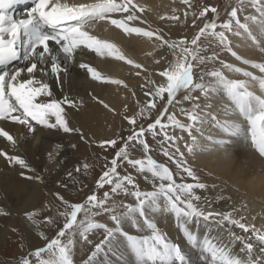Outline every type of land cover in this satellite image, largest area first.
<instances>
[{
  "label": "snow or ice",
  "instance_id": "6c2138e0",
  "mask_svg": "<svg viewBox=\"0 0 264 264\" xmlns=\"http://www.w3.org/2000/svg\"><path fill=\"white\" fill-rule=\"evenodd\" d=\"M184 2L187 3L188 0ZM26 3L28 0H0V120H10L26 127L28 135L24 138L35 140L37 148L42 144V129H56L66 134L78 133L81 140H86L82 130L72 126V116L66 110L77 109L76 100L68 96L63 99L53 98L49 84L36 78L37 71L42 76H47L50 70V74L59 82L60 73L67 71L66 63L74 62L77 52L82 54L85 49L146 71L141 64L122 54L116 45L91 34L90 29L97 22L107 21L129 37L133 34L150 40L155 37V41L159 42L156 46H166L175 58L168 62L167 67L159 70V83L151 78V73L145 77V84L141 85L145 101L135 116H125L131 126L129 134L100 142L101 148L115 150L110 161L105 157V170L95 181L97 188L103 189L108 185L111 186L110 191H104L102 198L93 192L83 203H69L59 192L54 193L65 209L59 212V216L64 219L63 226L54 238L47 240L44 247L29 255L39 259L46 252L47 259L39 260V264H74V237L79 235L84 243L92 244L89 233L102 230L103 239L95 244L94 250L83 264H96V257L105 249L117 253L121 238L134 254L136 264H192L184 248L167 238L156 223L147 218L146 209L157 206L162 199L164 204L160 211L175 214L187 244L200 252L202 264H264V229L250 225L242 215L237 216L239 210L235 208L231 211H204L201 205L211 208V204L207 197L197 195L196 190H206L208 185L200 181L186 162L185 153L178 144L185 137L175 134L176 129L187 134L185 148L189 154H194L201 147L198 135L203 137L207 123L214 124L218 129L217 135L222 132L227 137H210L209 142L214 147L218 145L223 148L233 137L247 139L250 136L255 150L260 157H264V95L250 90L247 80L227 78L224 70L241 73L244 77L251 78V81L258 82L261 93H264V77L254 76L252 72L226 63L222 55L230 53L237 61L251 63L253 68L264 73V63L257 64L243 59L233 50V42L228 35L242 38L246 34L255 43L256 37L249 21L258 23L261 33H264V0H250L259 18L256 15L245 16L244 22L238 17V12L244 10L243 0H240L238 6L232 7L228 19L219 24L217 8L204 7L199 17H205L210 11L215 14L213 18L205 20L203 27L199 28L190 41L181 40L178 43L165 39L158 30L130 26L129 22H145L137 15L138 12L145 11L144 5L134 3L133 0H31L32 6L26 12V18L17 19L10 14L13 8ZM114 14H122V18H113ZM170 19L178 18L173 16ZM195 23L194 19L193 24ZM218 27L220 31H216ZM202 36H212L218 41L210 55H207V51L213 42L210 41L209 45L198 43ZM261 51L264 52V48ZM165 59V56H161L155 63L160 64ZM217 61L221 65L220 69L206 70L208 63L214 64ZM79 67L86 69L92 80L122 85L126 89L129 87L123 80L103 76L88 63H80ZM136 74L140 75V72ZM180 93L182 96L178 97ZM218 93L226 98L224 103L227 106L215 111L213 100ZM133 95L135 96V92ZM185 102L190 107H183ZM104 107L109 108V105L104 104ZM177 110L181 116L186 117V122L177 118ZM220 112L223 113V120L220 119ZM153 116L155 118L150 119ZM241 119L246 121V126L241 123ZM148 136L160 147L163 155L176 165L177 175L183 177L186 174L193 183H185L183 179L177 183L169 167L157 163L149 155L154 145L150 146ZM0 137H4L12 145L17 143L3 128H0ZM60 147L57 145L55 152H47L49 164L60 167L64 163L57 159ZM71 147L76 148V145ZM135 151H142L145 159L135 158L132 154ZM0 156L9 164L19 165L27 173L36 172L20 156L8 155L5 151H0ZM88 167L87 164L83 165L85 170ZM123 168L150 173L152 180L149 182L153 183L154 190L142 191L132 175L121 174L119 169ZM80 171L81 167L77 166L74 172L68 171L66 176L76 183L75 174ZM26 172L21 171L20 175L27 180H42L41 175H27ZM156 180L160 181L158 185L155 184ZM60 186L67 187L63 182H60ZM121 192L133 197L135 204L114 200L113 195ZM52 204L50 201L45 207ZM121 208L123 211L119 210ZM36 215L35 211L27 212V220L35 224ZM104 215H107L114 226L95 220V217ZM78 216L82 218L78 219ZM140 218H143V225ZM44 219L55 226L56 221L51 216ZM125 221H131L137 229L146 225L151 234L143 237L129 234L123 228ZM193 224L195 231L190 227ZM236 229L241 232H236ZM237 244L240 246L239 252L234 251ZM21 264H30V261L25 257Z\"/></svg>",
  "mask_w": 264,
  "mask_h": 264
},
{
  "label": "bare ground",
  "instance_id": "6f19581e",
  "mask_svg": "<svg viewBox=\"0 0 264 264\" xmlns=\"http://www.w3.org/2000/svg\"><path fill=\"white\" fill-rule=\"evenodd\" d=\"M190 1L191 0H188L189 4ZM133 2L144 5L145 7L144 12L137 13L141 14L147 23L142 24L137 22L141 24L140 27H143L145 30H152L151 26H157L159 20H168L173 22L174 20L170 19V17H172V15H177V12H179L176 11L178 9H175L174 7H179L180 4L185 3L184 0H133ZM199 2L201 1L199 0ZM193 4L196 3L194 2ZM31 6V2L18 5L10 11V14L14 15L17 19L26 18V12ZM180 11L182 15H179V20L183 19V16L186 13L191 15L190 11H184L183 9ZM169 12L174 13L169 14ZM254 15L259 18V14L257 12L254 13ZM113 18H122V14H114ZM137 23L129 22L130 26H137ZM111 26L112 25L107 21H100L90 29V33L95 35L98 39L113 43L120 49L122 54H124L128 59L133 60L135 63H139L148 69L151 68L152 70L157 71L154 64V57L157 55L156 49L158 47L156 45L159 42L155 44L153 43V38L150 40L147 37H137L135 34L129 37L124 34L122 30L114 27L112 28ZM249 26L253 31V35L256 37V42L254 43L251 39L247 38L246 34L242 38L232 36L233 50L236 51L238 55H241L243 59H247L252 63H264V52L261 51V48H264V33H261L260 25L258 23L253 24L249 21ZM177 31L178 32L174 31L175 34L182 32H180L179 29H177ZM171 36L172 38L175 37H173V35ZM179 38L180 37L177 36V38L173 40L176 42L177 40L181 41ZM237 45H239V47H237ZM174 59L175 58L171 54L170 61H173ZM233 62L238 63L236 60ZM80 63H88L90 66L96 68L103 76L109 77L110 79H120L125 81L128 78L139 80L142 78L144 79V77L137 75L136 70L138 71L139 69H136L131 64H127L124 61H117L113 57H109L107 55H97L87 49H85L82 54L78 51L75 55L74 62L66 63L65 66L67 71L60 73L59 82L55 76L50 74V70L47 76H42V73L39 71L35 73L38 80L43 79L49 84L53 93V98L63 99L64 96H68L69 98L76 100L78 108H69L66 110L72 116V126L79 127L81 130L83 129L82 134L86 137V140H83V143H81L82 141L76 140L77 138L74 135H71L70 141L74 143V145H79L80 143L82 144L81 146L77 145V148L81 147L78 151L80 153V159L84 161L83 152L86 154V151H84L85 146L86 144H92V136L89 135L88 131L92 132L93 129H103V126L108 122L115 125L116 120H118V118L121 119L122 114H124L126 107L123 105L125 102H134L133 99L138 102L139 100H144L145 97L139 93L142 92V90L141 85L137 83L138 81H133L132 83L127 84L129 88L131 87L129 91L128 88L126 89L122 85L118 86L101 81H95L91 79L86 69L79 67ZM216 63V66L221 68L219 62ZM232 64L234 67H238L236 64ZM246 67L247 66L244 64H241L239 68L244 69ZM244 70L246 71V69ZM257 70L258 68L252 70L253 75L257 77H264V74ZM224 74L229 79L241 78L242 80L249 81L250 90L254 91L258 95H264V93H261L259 90L258 82L251 81V78L244 77L241 73L229 72L228 70H224ZM130 91H132L131 93L135 92V96L132 95L131 98L127 96ZM93 97H96V99ZM225 99L226 98L222 94H216L213 100V103L216 105V108L214 109L215 111H219L222 107L227 106L224 103ZM100 101H103V103H100ZM104 104H108L109 108H105ZM133 104L134 103H132V105ZM109 109H111V111ZM220 118L221 120L224 119L222 112H220ZM241 123L246 126V121L241 119ZM0 128L8 131L9 134L17 141L16 145H12L4 137H0V151H5L8 155L20 156L25 159L31 167L32 163H35L33 164L34 169L36 170L35 174L42 176V180H40L37 185H30V182L20 175L21 171L26 172V170L21 169L19 165L9 164L4 157L0 156V212L4 210L1 214H10V217L8 216L4 218L8 220L6 223L8 227L4 235H1L0 251L5 249L7 250L9 246H11L13 250L16 244L21 243L38 245L40 242L38 231L35 230V226H33L34 224L27 220L26 213L35 211L37 213L36 216H38V214H41L45 208L53 206L55 201V196L53 194L60 191L59 189H56L57 187H61L60 182L67 185V187H65L68 188L67 190L70 189L75 191L77 189V182L73 183V181L69 180L66 176L68 171H72V169L69 168L71 165L70 162H72L75 158L71 153L72 151L68 152L67 150L63 151V149H61L57 159L63 160L64 163L62 166L58 168L55 164H49L47 152L53 151V146L57 143L56 141L59 136L57 137V135H54V133L59 132L57 130L52 132L53 130L45 131V129H42V144L39 148H37L35 140L29 139V141L26 142L28 140L24 138L28 135L26 127L10 120H0ZM217 132L218 129L216 125L207 123L204 126L203 137L198 135L201 147L197 149L194 154H189L187 152L183 145V140L178 141V144L184 147L187 154L186 159L193 166L194 171L200 178L201 182L205 183V181L208 180L207 177H209L216 180V182H218L221 186H225L223 188L213 187L215 185V181H206L205 184L208 185L209 188L206 190L197 189L196 194L202 198L207 197L209 203L211 204V208L206 205L201 206L204 208L205 212L213 210L231 211L234 208L238 209L239 211L237 216L242 215L246 218L250 225L255 226L257 229H264V157L259 156L258 152L251 143L250 136L247 139L243 137H233L230 138V143L225 145L223 148H220L218 145L214 147L209 142L210 137L217 139L227 138L222 132L219 133V135H217ZM71 142L69 143L72 144ZM54 149L55 150L53 152L56 151V148ZM171 170L174 174V179H182L181 177H178L177 172H174L172 168ZM137 173V180L140 182V189L142 191L154 190L153 183L149 182L152 180L151 174L147 171ZM26 174L29 175L30 173L26 172ZM78 174H75V180H77L76 178H78ZM45 176H47V178L43 179ZM13 178H17V180H19L14 183L15 187L12 186L14 188H12L13 190H17V194L15 196L17 199L16 201L13 198L14 196L11 197L9 194H2V192L8 193L12 191H9L10 186L5 187V182L6 179H9L8 181H10V179L13 180ZM159 182V180H156L155 184L158 185ZM193 182L194 181H192L191 178L186 179V183ZM45 185H49L50 188L52 187L51 191L44 189ZM225 189H227V191H225ZM7 196L11 197V199L13 198V200H11V202L7 201ZM218 197L221 199L218 200ZM50 201L53 202V204L49 207H45ZM109 203H111V201H109ZM125 203L134 205L135 199L128 196L126 197ZM163 204L164 202L161 199L157 206L146 209L147 218L155 222L158 229L164 233L167 238H169L172 242L179 243L184 248L191 259L192 264H202L200 260V252L187 244L186 239L183 237L182 232L179 229L175 214L160 211V209L163 208ZM119 210L123 211L122 208ZM254 213H257L256 216H254ZM101 217L97 216L95 217V220L99 218L101 223L107 222L109 226H114L112 222L108 220V217L104 219H101ZM34 219L35 221L37 219L41 220L40 217H34ZM140 222L143 225V218H140ZM190 227L193 231L196 230L194 224L190 225ZM213 227L215 228V225H213ZM123 228L129 234L138 237L151 234V231L147 229L146 225H144L141 229H137L133 226L131 221H125L123 223ZM100 231L102 232V230ZM236 232L240 233L241 230L236 229ZM97 233H99V231ZM94 235L89 236V238L93 241L92 244L84 243L79 235L74 237L72 255L75 264H83V261L89 254H91L90 252L94 250V246L97 243ZM202 236L203 222L201 224L200 232V237L202 238ZM8 237L9 242L7 241ZM239 248V244L235 245L234 251L239 252ZM3 264L5 263L3 262ZM96 264H136V261L134 254L126 246L123 238H121L118 252L114 254L113 252H109L105 249V251L101 252L96 257Z\"/></svg>",
  "mask_w": 264,
  "mask_h": 264
},
{
  "label": "rangeland",
  "instance_id": "374dc122",
  "mask_svg": "<svg viewBox=\"0 0 264 264\" xmlns=\"http://www.w3.org/2000/svg\"><path fill=\"white\" fill-rule=\"evenodd\" d=\"M200 1L201 2H199V0H197V1L196 0L192 1L191 0L190 4H189V2H187V3L180 4L179 7L175 6L174 8L178 9L176 11H179V12H177V15H172V17L175 16L178 19L176 21L174 20L173 22H170L168 20L167 21L159 20L157 26H154V27L151 26L152 30H158L160 33L162 32V35L164 36V38L169 40V41H174L173 39L177 38V36L180 37L179 40H188V41H190L196 35V33L199 31V28L203 27L204 21L205 20H209L210 21L213 18V16L215 15V14H213V13H211L209 11L208 13L205 14V17L200 18L199 17V13L204 7H209V8L215 7V8H217V13H218L217 23L219 24V23H222L224 20L228 19V13L231 11L232 7H236L240 3V0H200ZM194 2L196 4H193ZM189 5H191V7ZM243 8H244L243 12H238V17L240 18L241 22H244V17L245 16L254 15V13H256V10L251 6L250 0H243ZM181 9H183L184 11L185 10L186 11H190L191 15L187 14L188 15L187 16V15L184 14L183 19L179 20V15H182L181 11H180ZM172 13H174V12H171V13L169 12V14H172ZM193 14H195V15H193ZM137 15L142 17V19H143V16L141 14H137ZM194 19L196 20L195 24H193V20ZM137 22H140V20L133 21L131 23H137ZM142 24H147V23L145 21ZM136 25H137V27L141 26V24H139V23H137ZM111 27L115 28V26H113V25ZM177 29H179L180 32L181 31L182 32L178 33V34H175V32H178ZM220 30L221 29L219 27L216 29V31H220ZM165 32H167L169 34V36ZM171 35H173V37L174 36L175 37L172 38ZM228 35H229V38L231 37L230 39L232 40L231 34H228ZM152 40H153V43H155V44L158 42V41H155V37H153ZM210 41L213 42V43H212V45H210L208 47L207 55L211 54V51L218 44V41H215V38L212 37V36H206V37L202 36L201 40L198 42V43H201L203 45H209ZM178 42L179 41L177 40V43ZM189 46L192 47L191 45H189ZM156 52H157V55L154 57V64H155V68H157V71L152 70L151 68L148 69V68H146V67H144L142 65L143 69H146V71H143V70L139 69L138 71L136 70V73L140 72L139 76L144 77V79H145L146 76L149 75V73H151V78L155 77L154 80H156V82L159 83L161 81V78H159L158 72H159V70H162L163 68L168 66V62L171 59V51L165 46L163 48H157ZM204 54L205 53H201V55H204ZM222 55H223V59L225 60L226 63H231V64L234 63L238 67H240L241 64L243 65L242 61H237L234 57L231 56L230 53H224ZM161 56H165L166 59L164 61H162L160 64H156L155 60L156 59H160ZM235 60L238 63L233 62ZM216 64L217 63H214V64L213 63H208L206 65V70H212L213 68L220 69V67L216 66ZM244 65L247 66L246 68H244V69H246V71L253 72L252 70L255 69L250 64H244ZM257 71L260 72L259 69ZM262 74H264V73H262ZM144 79L142 78V79H139V80H137V79L133 80V79L128 78L127 80L124 81V83L128 84V83H132L133 81H138L137 83H139V85H142V84H145V80ZM207 79L208 78H206V80ZM130 88L128 87V91H129ZM131 92L132 91L128 92V94H127V96H129L130 98L133 95V93H131ZM139 93H141L142 96H144V91L139 92ZM179 96H182V93L178 94V97ZM145 99L142 100V101L139 100L138 102L135 99H133L134 102L133 101L130 102V103L125 102V104L123 105V106L126 107L125 111H124V114L121 113L122 114L121 119L118 118V120H116V124L115 125H112V123L108 122L106 125L103 126L104 127L103 129H99V130L93 129L94 131L92 130V132L88 131L89 135L92 136V141H91L92 144H89V145L86 144V146H85L84 151H86V154H85V152H83L84 153V155H83L84 161L80 159V155H79L80 153L78 151L79 149H81V147L77 148L78 146L82 145L81 143H83V140L80 139V134H78V133L66 134V133H63L62 131H61V133H60V131L57 132V133H54V135L55 136L57 135V137L59 136V138H57V141H56L57 143L55 142L56 144L53 147L56 148V150H57V146L56 145H60L61 147H60L59 151H61V149H63V151L67 150L68 152L72 151L71 153H72V155H74L75 159L72 160V162H70L71 165L69 164L70 165L69 168H71L72 171L74 172V170H75V168L77 166L81 167V171H80L79 174H82V175L78 174V178H76L77 179L76 180L77 189L75 191L74 190H70V189L67 190L68 188H65V187L61 188V187H57L56 186L57 187L56 189L60 190L59 193L61 195H63L64 198L69 201V203H83L84 200L87 198V196L92 194L93 192H95L98 196H100L102 198L104 191H110V187L111 186L106 185L105 188L99 189V188L96 187V183H95V181L102 174V171L105 170V164H106L105 157H107L108 161H110L111 158L115 154V150L114 149L108 148L107 150H105V149L101 148L100 147V142L103 141V140H108V139H116L118 135L126 137L129 134V129L131 128V126L127 123V120L125 119V116H128V117L135 116L136 113L139 112L140 105L143 104ZM132 103H134V104L132 105ZM183 107L187 108V107H190V105L187 102H185L183 104ZM171 110L172 109L170 108V111ZM176 115H177V118L180 119L182 122H186V117L181 116L179 114L178 110L176 111ZM154 118H155V116L151 117L150 119H154ZM165 120H166V117H165ZM37 127H39V126H37ZM145 127H146V124H145ZM50 130H53L52 132L56 131V129H50ZM45 131H49V129H45ZM170 131H171V129H170ZM59 134H61V135H59ZM175 134L178 137L179 136H184L185 137V139L183 140V145L185 147V142L188 140L187 134L186 133H182L179 129L175 130ZM71 135H74L77 138L76 140L82 141L79 145L75 143L76 144V148L75 149L72 148V147H69V146L74 144V143H72L70 141ZM147 139L149 141L150 146L154 145L152 147V151L149 153V155H151L153 157V159L157 163H161V164H164V165L166 164V166L169 167L170 171H172L171 170V168H172L174 170V172H178V170L176 168V165L172 161H170L168 159V157L163 155L160 147L158 145H155V142L152 140V137L148 136ZM28 141H29V139L26 142H28ZM78 141H76V142H78ZM69 142H71L72 144H70ZM179 147L185 153V157H186L187 154H186V151L184 150V147L182 145H179ZM54 148L52 149L53 151L55 150ZM171 151H174V149H171ZM132 154H133V156L135 158L145 159V156H144L142 151H135ZM186 162H187L188 166L191 167L194 170L193 166L191 165V163H189V161L187 159H186ZM33 164H35V163H32V167L34 168ZM85 164L89 165V167L86 170L83 168V165H85ZM108 166H110V164ZM59 170H63V169H59ZM119 171L121 172V174H125L126 173V174H129V175H132L133 178L137 181L138 185L140 186V182L137 180V174H138L137 172L138 171L136 169L123 168V169H119ZM29 175H37V174L30 173ZM178 177H181V175H178ZM44 178L46 179L47 176L43 177V179ZM181 178L183 179V182L186 183V179H188L186 174H183V177H181ZM178 179L179 180H176V179L175 180H176L177 183H180L182 181V179H180V178H178ZM207 179L215 181L214 182L215 185L214 184L213 185L215 187H217V188L225 187V186H221L218 182H216V180H214L212 178L207 177ZM8 180L9 179H6V182L4 181L5 182V187L6 186L7 187L10 186V189L9 188L8 189H9V191L10 190H12V191H10L8 193L7 192H2V194H4V195L9 194L11 197L14 196L13 198L16 201L17 199L15 198V196L17 194V190L16 191L13 190L14 188L12 186H14L15 185L14 183H16V181H19V180H17V178H13V180L10 179V181H8ZM11 180H12V182H11ZM208 180H206V181H208ZM27 181L30 182V185H35V184L37 185V183L40 180H27ZM206 181H205V183H206ZM6 183L7 184L9 183V184L7 185ZM81 185H83V187H81ZM45 186H44V189H47V191H51L52 187L50 188L49 185L48 186L45 185ZM225 191H227V189H225ZM7 197L9 198V199L7 198V201L11 202V200H13V198L11 199V197H9V196H7ZM126 197H128V196H125L122 192L119 195H115V194L113 195V199L114 200L117 199L116 200L117 202H119V200H120V201H124V203H125ZM3 199H4V197H3ZM64 210L65 209H64L63 204L59 200H57L56 197H55V201H54L53 206H51L50 208H45V210L43 212H41V214H38V216H35V218L36 217L37 218L38 217L41 218V220L37 219L36 223L33 225V226H35V230L38 231V237H39V241H40L39 244L38 245H30L29 243H21V244H16V246L13 248V250H12L11 246H9V248H7V250L6 249L5 250H1L0 251V257L2 259L0 258V264H3V262L5 264L6 263L7 264H21V260L23 258H25V257H27L29 259L30 264H39V260L47 259V255L48 254L46 252L42 253L41 257L39 259L37 257H35L33 255H29V254L34 252V250H36L38 248L44 247L46 242H47V240H50L51 238H54L56 236L57 232L63 226V223H64V219H63V217L59 216V212L64 211ZM2 211H4V210H2ZM1 212H0V238L2 237L1 235L2 234L4 235V233L7 231V227H8V225L6 224L8 220L4 219V218H6L8 216L10 217V214L3 215V214H1ZM256 214L257 213H254V216H256ZM46 216H51L53 218V220L56 221L55 226L50 225L44 219V217H46ZM106 217H107V215H104V216L101 217V219H104ZM80 218H82V217L78 216V219H80ZM96 221L100 222V219L98 218V219H96ZM94 232L89 233V236H92V235L95 234L94 235V237L96 238L95 240H97V243H99L101 241V239H103V233L100 230H99V233H97L98 231H94ZM64 239L66 240L67 237H65ZM7 241L9 242V237L7 238ZM7 241H6V243H7ZM185 248H186V246H185ZM2 255H3V257H2ZM72 257H73V255H72Z\"/></svg>",
  "mask_w": 264,
  "mask_h": 264
}]
</instances>
